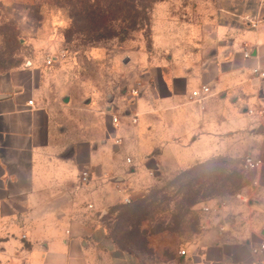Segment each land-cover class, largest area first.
<instances>
[{"label": "crops", "instance_id": "obj_1", "mask_svg": "<svg viewBox=\"0 0 264 264\" xmlns=\"http://www.w3.org/2000/svg\"><path fill=\"white\" fill-rule=\"evenodd\" d=\"M217 2L208 42L167 62L157 55L134 58L128 87L95 95L90 109L47 94L49 72L41 63L11 73L0 87V253L25 245L41 253V264L175 263V233L158 234L159 243L148 245L155 254L150 260L117 241L110 210L129 206L126 197L132 205L155 180L229 158L246 177L239 193L249 202L207 203L211 212L201 219L199 237L187 244V259L264 260V253H252L264 241V79L253 74L264 70V0ZM255 17L253 30L243 19ZM202 86L211 88V96L200 105L191 94ZM249 154L262 168L245 173L242 160ZM85 171L90 180L82 185ZM167 250L162 261L158 254Z\"/></svg>", "mask_w": 264, "mask_h": 264}, {"label": "rangeland", "instance_id": "obj_2", "mask_svg": "<svg viewBox=\"0 0 264 264\" xmlns=\"http://www.w3.org/2000/svg\"><path fill=\"white\" fill-rule=\"evenodd\" d=\"M217 5V0H32L9 6L0 1V87L27 62L41 63L49 72L44 84L47 94L90 109L95 95L128 87V67L134 58L157 55L167 62L172 54H186L208 42ZM93 12L106 14L108 20L93 23ZM243 21L253 30L251 23L259 22L256 17ZM47 57L55 61L48 68L43 65ZM201 166L199 180L213 178L220 168L228 170L226 176L231 179L241 178L242 184L246 179L237 162L229 158L212 159ZM188 170L155 180L132 205L110 210L117 218L112 231L123 247L139 250L152 260L155 254L148 245L159 243V233L171 231L176 234L178 252L172 264H193L179 252H190L187 244L201 234L202 207L212 201H232L236 194L205 200L193 177L183 176ZM158 255L164 261L169 252ZM40 262L41 253L25 245L0 253V264Z\"/></svg>", "mask_w": 264, "mask_h": 264}, {"label": "built area", "instance_id": "obj_3", "mask_svg": "<svg viewBox=\"0 0 264 264\" xmlns=\"http://www.w3.org/2000/svg\"><path fill=\"white\" fill-rule=\"evenodd\" d=\"M259 22H252L251 25L254 29H257V26H258ZM251 56V52L250 51H245L244 52V57L245 58H249ZM54 58L53 57H47L46 61L44 62L45 66L46 67H51L54 63ZM30 61L27 62L28 65H30ZM253 74H256L259 78L261 79H264V70H261L260 68H256L254 71H253ZM132 95L133 96H138L139 95V91L138 90H135L133 89L132 91ZM211 96V88L208 87V86H202L200 89L198 90H195L194 92H192L191 94V99L193 102L195 103H198L200 105H202L209 97ZM33 100H30L28 102V106L29 107H33ZM249 114H253L252 111H248ZM112 122L114 124H117L118 123V118L116 117H112ZM134 123H136V120L133 121ZM126 162L128 164L131 163V159L127 158ZM262 168V162L260 159H258L257 157H254L253 155L249 154V155H246L243 160H242V170L245 172V173H249V172H253V171H257L259 169ZM90 180V173L89 171H85L81 174L80 176V183L82 185L84 184H88ZM235 198L239 201H241L242 203H245L247 204L249 202V199L245 196H243L241 193H237L235 195ZM132 203V200L129 198V197H126L124 200H123V204L125 205H130ZM211 212V209L204 205L201 209V213L203 215L207 214V213H210ZM221 231H223V229H221ZM252 253L257 255V256H262L263 253H264V241L261 242L260 246L258 248H253L252 249ZM179 254L181 256H185L186 255V252L185 250H180ZM252 264H264V260L263 259H259L255 262H253Z\"/></svg>", "mask_w": 264, "mask_h": 264}, {"label": "trees", "instance_id": "obj_4", "mask_svg": "<svg viewBox=\"0 0 264 264\" xmlns=\"http://www.w3.org/2000/svg\"><path fill=\"white\" fill-rule=\"evenodd\" d=\"M107 14H110L107 12ZM108 20V17L106 14H97L96 12H93V23H101L104 24ZM208 164V163H207ZM210 165V164H209ZM205 166V165H204ZM204 166L196 165L193 168L189 169L188 171L183 174L185 177H193L194 184L196 186H199L202 188V192H204L205 200H211L214 198H220L223 197V195H229L232 196L239 192H241L243 188V184L241 183L240 179H231L230 177L226 176V172L228 170L220 168L217 170L218 172L216 173V176L213 178H203L200 177L201 180H199V176L197 174V171L199 169L204 168ZM217 168V166H216ZM201 191V189H200ZM190 195L188 196L187 200V205L190 206L191 204L193 205V201H190L189 199ZM201 201H205L203 198H201ZM200 201V202H201ZM195 205V203H194Z\"/></svg>", "mask_w": 264, "mask_h": 264}]
</instances>
